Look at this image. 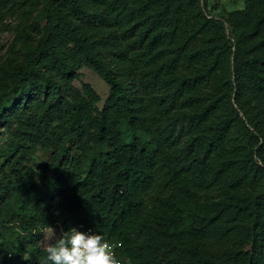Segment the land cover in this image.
Wrapping results in <instances>:
<instances>
[{
    "label": "trees",
    "instance_id": "1",
    "mask_svg": "<svg viewBox=\"0 0 264 264\" xmlns=\"http://www.w3.org/2000/svg\"><path fill=\"white\" fill-rule=\"evenodd\" d=\"M88 1L95 12L43 0L38 38L0 81V125L14 120L0 175L13 184L5 165L23 177L26 147L50 157L33 173L41 187L16 197L0 222H17L27 259L0 245V264H51L40 243L49 227L58 240L71 228L102 234L121 264H264V0L221 19L208 14V0ZM85 25L112 30L121 48L110 56L138 81L134 93ZM77 64L108 86L94 115L98 95L64 85ZM177 114L187 143L170 161L152 140Z\"/></svg>",
    "mask_w": 264,
    "mask_h": 264
},
{
    "label": "rangeland",
    "instance_id": "2",
    "mask_svg": "<svg viewBox=\"0 0 264 264\" xmlns=\"http://www.w3.org/2000/svg\"><path fill=\"white\" fill-rule=\"evenodd\" d=\"M247 1L248 0H208L207 11L213 18L221 19L225 18L227 13L231 11L244 9ZM42 2L43 0H7L6 6L9 7V9L5 11L6 14L1 18L0 22V81L11 76L17 64L25 62L27 58L24 51L25 46L33 43L38 38L44 21L39 20L37 23L35 21ZM76 2L82 7H86L89 12H95V8L88 0H76ZM224 26L227 27L226 24ZM227 32L228 29L225 31V34ZM84 34L86 39L94 42V47L103 55L109 66L114 70L118 79L126 86L129 93H134V90L138 87V81H133L132 75L126 67L116 62L110 56L111 52H118L121 48V44L118 45L113 41L112 30L106 27L85 25ZM69 47H71V45H69ZM48 71L52 73L56 79H59L56 67L50 66ZM83 84L88 85L99 97V102L89 108L90 113L94 115L101 109L102 102L108 93V86L87 65L77 64L74 68V73L69 77L68 81L64 82V85L67 90L72 89L74 91H80ZM46 94V96H39L36 99L48 100L50 98L48 95L49 93ZM54 102L55 100H53V103ZM26 112H30V110ZM183 125L184 118L181 114H177L173 116L172 119L163 123L161 133L152 140L159 154L170 161L173 159H181L184 153L187 140L183 133L180 132V127ZM13 128L14 120L11 119H7L6 122L0 125V151L2 153H5L8 149L7 133H12L14 131ZM120 130L123 131L122 126ZM23 152L26 153L25 160L18 166L21 172L25 167V174L23 177L20 176V174L9 171L8 167L3 165L5 177L10 178L13 183L12 185L18 186L19 188H12V185L0 175V189H8L6 191V200L0 205V222L11 217L10 207L13 205L16 197L20 199H29L33 192L41 187L40 181L33 173L37 171L42 164L50 162L49 151L40 149L38 146L26 147L23 149ZM73 152L74 151H72V153ZM16 157H18V154ZM49 171L47 174H49ZM24 180H27V182ZM28 183H31L32 186L28 185ZM16 231H19L16 221L6 224L4 229H0L2 253H10V250H15L21 260L25 261L27 259L25 250L28 246L25 244V248L23 247L24 249L21 250L23 244L16 236ZM59 236L60 235L55 232L52 236L50 230L47 229L40 243L45 245L51 243L52 240H57L58 242Z\"/></svg>",
    "mask_w": 264,
    "mask_h": 264
},
{
    "label": "clouds",
    "instance_id": "3",
    "mask_svg": "<svg viewBox=\"0 0 264 264\" xmlns=\"http://www.w3.org/2000/svg\"><path fill=\"white\" fill-rule=\"evenodd\" d=\"M53 236V229L49 227ZM51 264H121L113 246L102 234L71 228L55 244H45Z\"/></svg>",
    "mask_w": 264,
    "mask_h": 264
},
{
    "label": "built area",
    "instance_id": "4",
    "mask_svg": "<svg viewBox=\"0 0 264 264\" xmlns=\"http://www.w3.org/2000/svg\"><path fill=\"white\" fill-rule=\"evenodd\" d=\"M85 232H88V231H85ZM111 244V243H110ZM112 246H113V248H114V245L113 244H111ZM114 251H115V249H114ZM117 258V257H116ZM119 260V259H118ZM121 262V261H120Z\"/></svg>",
    "mask_w": 264,
    "mask_h": 264
}]
</instances>
